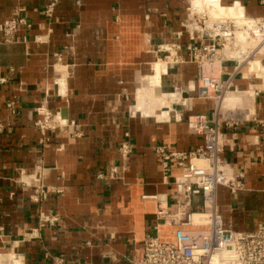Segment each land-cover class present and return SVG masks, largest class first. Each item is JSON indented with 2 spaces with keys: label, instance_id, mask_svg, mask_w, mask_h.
<instances>
[{
  "label": "crops",
  "instance_id": "obj_1",
  "mask_svg": "<svg viewBox=\"0 0 264 264\" xmlns=\"http://www.w3.org/2000/svg\"><path fill=\"white\" fill-rule=\"evenodd\" d=\"M218 1L264 20L262 0ZM190 3L59 0L47 18V0H0V26L17 11L32 24L16 41L0 42V78L7 79L0 83V252L13 249L26 264H50L48 255L66 264H128L148 236L172 241L174 226L156 230L152 197L163 196L175 210V191L154 150L200 146L187 124L194 114L221 122L222 158L231 172L244 174L237 194L218 190L226 226L252 232L264 223V77L228 60L230 106L203 96L196 65L184 49L172 50L184 48L191 33L201 39L196 24L188 25L197 15ZM164 64L157 95L179 101L166 100L152 115L135 113L138 92L148 91L155 67ZM42 103L75 122L49 133L45 144L35 127ZM124 142L132 147L126 161L119 151ZM39 185L47 196L35 202Z\"/></svg>",
  "mask_w": 264,
  "mask_h": 264
},
{
  "label": "built area",
  "instance_id": "obj_2",
  "mask_svg": "<svg viewBox=\"0 0 264 264\" xmlns=\"http://www.w3.org/2000/svg\"><path fill=\"white\" fill-rule=\"evenodd\" d=\"M58 2L59 0H47V18L53 17ZM262 3L264 4V0ZM253 21L254 27L264 35V20ZM234 24L230 20L213 24L212 32H207L211 42L209 44L196 42L191 33L190 41L184 48L173 47L186 51L189 59L196 65L197 84L203 91V96L215 98L219 105L233 89V75L223 80L225 61L235 59L240 65L247 62L249 70L252 62L261 63L255 59L263 49L264 39L250 54L245 55L241 50L237 53H223L227 42L232 38L236 39ZM22 30L29 33L32 24L17 11L15 17L0 26V42L16 41ZM203 36L201 31V38ZM221 41H224L225 46L219 49ZM239 54L244 61H240ZM170 56L173 57V53ZM10 72L13 73L14 70ZM6 81V78H0L1 84ZM13 104L9 103L8 108L13 110ZM37 115L35 127L41 134L42 144L49 142V133L75 126L74 121L56 115L46 103L37 108ZM187 124L195 135L202 138L200 146L190 151H176L169 145L160 144L154 150L161 163L163 179L171 182L175 191V210L170 209L168 200L163 196L152 197L158 204L156 230L169 223L176 228L174 238L172 241H162L159 237L148 236L128 264H264V223L258 224L252 232L234 231L226 226L218 206L220 187L228 189L233 195L244 188V174L231 172L222 158L226 139L221 122L203 114H194L189 116ZM119 151L126 161L132 153V147L129 142H124ZM112 173L114 175L117 171L113 170ZM46 196L47 190L39 185L35 189L33 200L41 202ZM195 214L200 215L203 224L194 222ZM51 221L55 223L58 219L55 217ZM1 257L8 259L4 264H26L24 257L13 249L0 252V259ZM48 259L51 260L50 264H66L63 256L48 255Z\"/></svg>",
  "mask_w": 264,
  "mask_h": 264
},
{
  "label": "bare ground",
  "instance_id": "obj_3",
  "mask_svg": "<svg viewBox=\"0 0 264 264\" xmlns=\"http://www.w3.org/2000/svg\"><path fill=\"white\" fill-rule=\"evenodd\" d=\"M192 2L193 1L191 0V6H192L191 11H192L193 14H197L198 15V12H196V9H198V7H201L200 6V0H194V3H192ZM207 2L209 4H211V6H213L212 8L215 9V10H213V9L210 10L211 13L212 12L217 13V14L219 13V15L220 14H223L224 17L225 16H228V17L231 16L232 19H233V17H235L239 21L236 22V20L234 18L233 19V22H236V24L239 25L241 28H243V27L245 28L243 31H237L236 32V42H237V45H243L245 47V46L249 45L250 43H254L255 44L254 47H256V48L259 47V44L260 43H258V40L249 41V39L254 34L257 37H260V36H262V33H261V31L259 32L256 27H254V23L255 22L252 19L247 18L246 15H245V13H244V11L241 12V10H243L242 7H240V8H242L241 10L239 9L238 6H235L233 8H231V7L230 8H225L226 6L223 7L220 4V1H218V0H207ZM194 7H195V9H194ZM208 9H210V6H209ZM221 16L222 15H220V17ZM224 22H228V21L216 20V21L211 22V23H213V24H216V23L219 24V23H224ZM194 28H195V26H194ZM240 50H241L240 51L241 53L244 52L242 50V48ZM258 64H260V66ZM156 68H157V75H156V77H154V78L148 77V78H150V80L147 81L148 82V87H146V88H148V91L145 90V89L144 90L142 89V90H140L138 92L137 100H136V105H135V111H134L135 113L140 112V113L145 114V115H152L154 113L156 107L157 108H164V104H166V106H167V104L169 102L166 101V100L169 99L170 102H173V101H177L179 99L174 94H163L162 93L161 95H157V89L160 88V86H161V74H162V72L165 71L166 65L165 64L164 65H159V66L157 65L155 67V69ZM250 70L252 72H256L260 76L264 77V66L261 65V63L256 62V61L255 62H252L251 63ZM147 92H151V93L150 94H147ZM231 100H232V94H229L228 96L225 97L224 101L221 103V107L222 108L229 107L230 104H231ZM149 104L150 105L153 104L155 107L152 105L151 107L149 106L150 108H148L147 106ZM159 118H161V117H159ZM194 222L196 224H203L202 223V219H201V217H200L199 214H195ZM6 260L8 262L7 257H1L0 264H4V262ZM9 264H10V262H9Z\"/></svg>",
  "mask_w": 264,
  "mask_h": 264
},
{
  "label": "rangeland",
  "instance_id": "obj_4",
  "mask_svg": "<svg viewBox=\"0 0 264 264\" xmlns=\"http://www.w3.org/2000/svg\"><path fill=\"white\" fill-rule=\"evenodd\" d=\"M191 1V0H190ZM193 2L192 3H194V0H192ZM204 1V2H203ZM191 4V3H190ZM203 4V5H202ZM200 6L201 7H198V9H196V12H198V15H195V17L192 19V22L190 23V24H188V25H192V24H196V26L198 27L197 28V30L199 31V36H200V33H201V31L204 33V36L200 39V41L198 42V43H204V44H209V43H211L210 42V39H209V37H207V32H212L211 31V28H212V25H213V23H211V22H214V21H216V20H221V21H233V19L235 18V17H233V19H232V17L230 16V17H228V16H223V14H220V15H222L221 17H220V15H219V13L217 14V13H214V12H210V10H215L214 8H212L213 6H211V4H209L208 2H207V0H200ZM204 6V7H203ZM209 6H210V9H208L209 8ZM194 9H195V7H194ZM208 9V10H207ZM198 10V11H197ZM209 14V15H208ZM215 14V15H214ZM225 15V14H224ZM223 17V18H222ZM228 17V18H227ZM194 19H196V20H194ZM214 20V21H213ZM235 20H236V22L237 21H239L238 19H236L235 18ZM236 22H234L235 24V32H237V31H243L245 28L243 27V28H241L239 25H237L236 24ZM253 38V39H252ZM262 39H264V35H262V36H260V37H257V36H255V34L254 35H252L251 36V38L249 39V41H254V40H258V43L259 42H263L262 41ZM223 46H225V43H224V41H221V42H219V49L221 48H224ZM254 46H255V44L254 43H250L249 45H247V46H243V45H237V42H236V39H234V38H232L229 42H227V45L225 46L226 47V49L225 50H223V53L225 52V51H231V52H239L240 51V49L242 48V50L244 51V53H245V55H247V54H250L251 52L250 51H252L253 49H254ZM263 47V49L261 50V53L259 54V55H256V59L255 60H259V61H261V64L264 66V45L262 46ZM173 51L175 50V49H172ZM239 50V51H238ZM173 51H170L169 53H168V56L171 54V52H173ZM239 57L241 56L240 54L238 55ZM225 58V57H224ZM169 60H171V58L169 59ZM239 60V59H238ZM240 61H244V58L241 56L240 57ZM243 64V66L245 65V66H247V62L245 63V62H243L242 63ZM259 66H260V64H258ZM261 68V67H260ZM248 69H249V66H248ZM232 92V91H231ZM151 92H147V94H150ZM229 94H227L226 96H228ZM225 96V97H226ZM161 109V108H160ZM164 111V110H163ZM195 213H196V211H195Z\"/></svg>",
  "mask_w": 264,
  "mask_h": 264
}]
</instances>
